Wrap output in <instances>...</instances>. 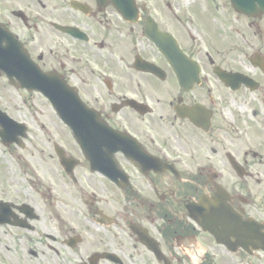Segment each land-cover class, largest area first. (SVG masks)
<instances>
[{
	"label": "flooded vegetation",
	"instance_id": "af4514ba",
	"mask_svg": "<svg viewBox=\"0 0 264 264\" xmlns=\"http://www.w3.org/2000/svg\"><path fill=\"white\" fill-rule=\"evenodd\" d=\"M185 1L0 0V264H264V0Z\"/></svg>",
	"mask_w": 264,
	"mask_h": 264
},
{
	"label": "water",
	"instance_id": "95a60500",
	"mask_svg": "<svg viewBox=\"0 0 264 264\" xmlns=\"http://www.w3.org/2000/svg\"><path fill=\"white\" fill-rule=\"evenodd\" d=\"M113 1L118 6L120 13L123 15L125 19L131 21L136 19L137 9L134 0H113ZM148 20L152 21V19H148ZM149 24H151L152 27L150 26L148 27L146 36L157 45V47L165 56L172 55V57H174L173 58L174 60L178 59L177 53L179 54L180 52L179 49L174 45L172 51L170 49V44L166 42V37L160 32L156 31V25L154 23H149ZM26 76L28 77V87L31 89H38L42 91L43 94L47 96L48 99L52 102L53 106L61 115L62 119L69 122L70 118H77L78 114L65 115L63 112V109L66 107H71V109L75 111L77 109H80L81 102L79 98L75 96V94L71 95V97L68 100H66L65 98L66 90L64 89L65 87L62 88L60 86L57 88L58 83L49 75L42 76L41 79L39 73H35L34 71L30 70ZM42 80L44 81V83H42ZM76 125H79V123H76ZM243 225H245L246 227L247 226L250 227V223L248 222H244ZM208 228L212 232L216 230V228H214L213 226H209ZM218 233H217V237L219 235ZM232 235L236 237L235 239L238 243L244 242L246 238L245 236H243L240 230H236V232H233ZM230 236L231 235H229L228 237ZM226 239L228 238L225 237V240Z\"/></svg>",
	"mask_w": 264,
	"mask_h": 264
},
{
	"label": "rangeland",
	"instance_id": "374dc122",
	"mask_svg": "<svg viewBox=\"0 0 264 264\" xmlns=\"http://www.w3.org/2000/svg\"><path fill=\"white\" fill-rule=\"evenodd\" d=\"M142 3H146V4H165L166 0H140ZM182 4H187L188 2L185 0H179ZM200 1V0H198Z\"/></svg>",
	"mask_w": 264,
	"mask_h": 264
},
{
	"label": "bare ground",
	"instance_id": "6f19581e",
	"mask_svg": "<svg viewBox=\"0 0 264 264\" xmlns=\"http://www.w3.org/2000/svg\"><path fill=\"white\" fill-rule=\"evenodd\" d=\"M212 213V212H211Z\"/></svg>",
	"mask_w": 264,
	"mask_h": 264
}]
</instances>
